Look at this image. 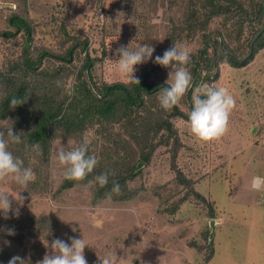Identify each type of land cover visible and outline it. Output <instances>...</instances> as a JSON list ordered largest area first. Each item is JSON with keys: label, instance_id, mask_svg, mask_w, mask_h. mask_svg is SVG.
Returning a JSON list of instances; mask_svg holds the SVG:
<instances>
[{"label": "rangeland", "instance_id": "1", "mask_svg": "<svg viewBox=\"0 0 264 264\" xmlns=\"http://www.w3.org/2000/svg\"><path fill=\"white\" fill-rule=\"evenodd\" d=\"M192 3L0 0V65L18 56L22 49V34L16 38L1 35L15 29L9 21L15 14L26 17L32 25L33 51L45 47L64 53L76 39L88 38L89 52L95 58L93 74L98 82H129L116 71L113 60L117 59L115 49L130 42V50L145 43L154 47L152 59L135 69L136 78L154 82L168 79L172 69L154 61L173 42L186 45L191 56L203 47L204 35L213 39L220 34L224 47L228 45L238 57L245 58L259 25L247 21L240 33L238 17L221 15L213 18L206 30L193 34L185 20ZM209 51L212 53L213 49ZM84 57L85 52L79 47L74 64L81 65ZM216 61L214 69H202L203 74L212 75L211 80L198 86H224L233 95L236 105L225 135L210 143L198 142L190 134L184 117L173 119L180 140L176 158L172 155V142L161 145L151 163L131 183L137 189L134 198H105L97 204L93 203V188L89 184L57 191L64 177V169L56 159L57 150L61 146L77 147L83 139L53 140L49 191L31 194L28 185L21 187L12 179L0 181V190L8 192L12 202L7 219L0 212V248L12 257H30L31 264H36L51 251L54 239L70 244L69 237H75L84 238L88 245V264H98V255L103 257L106 252L113 253L116 264H121L120 258L125 259L124 264H264V191L251 188L254 176H264V48L247 65L235 67L218 47ZM73 82L74 77L68 83ZM188 92L179 103L185 113L191 110ZM99 133L93 128L85 135L94 152L102 155L106 153V139ZM175 166L192 181L195 191L212 204L214 218L209 206L193 193L176 212L169 211L188 192L178 180ZM19 195L23 197L22 203L17 200ZM93 217L103 220L102 228L94 227ZM8 229H14L15 234L9 235ZM208 232L215 250L210 261L205 258ZM193 243L203 245L204 250H198Z\"/></svg>", "mask_w": 264, "mask_h": 264}, {"label": "trees", "instance_id": "2", "mask_svg": "<svg viewBox=\"0 0 264 264\" xmlns=\"http://www.w3.org/2000/svg\"><path fill=\"white\" fill-rule=\"evenodd\" d=\"M190 1L193 3L185 20L193 34L206 30L209 22L221 15L238 17L240 33L247 21L259 25L255 36L264 27V0ZM253 14L255 18L252 17ZM9 21L15 29L3 31L1 35L16 38L22 34L23 41L18 56L8 58L7 62L0 65V122L3 123L0 131L5 132V138L7 129L11 127L15 134H21L22 142L10 143L8 150L14 157L23 160L24 167H30L35 173V180L28 184L29 193L39 194L50 190L48 168L53 140L62 138L80 141L88 130L95 128L106 139V153L99 155L89 146V154H95L99 161L96 168L83 181L63 177L57 191H64L78 184H88L95 176L109 172L114 175H109V182L105 187L92 185L93 203L97 204L105 199L114 182L119 183L121 191L118 195L112 194L113 200L134 198L137 189L133 188L131 183L143 173V168L151 163L156 149L172 142L173 157L176 158L178 154L180 140L173 119L184 117L188 120V116L179 104L169 111L160 106L158 94L168 85L147 78H138L140 84L133 81L98 82L93 74L95 58L89 52L88 38L76 39L64 53L45 47L33 51V29L30 21L19 14L10 17ZM223 39L220 34L213 39L211 35H204L203 47L190 56V62L186 65L192 75L187 99L190 108L193 107V90L212 78L210 73L203 74L202 69L209 71L215 68L218 47L227 57V62L235 67L247 65L253 60L254 54L264 48L263 33L255 42L252 55L240 61L231 55L238 57L233 49L228 45L224 47ZM79 47L85 52V57L82 64L77 66L74 60ZM209 49H213L212 53ZM72 77L74 82L69 84ZM14 97L24 101L15 109L10 106ZM118 128L123 129V132ZM34 144H39V150L32 149ZM175 168L178 180L186 185L188 192L180 197L169 211L176 212L180 204L193 193L197 199L203 200L209 206L214 218L212 204L204 195L195 191L192 181L180 169L176 166ZM209 236V232L205 234L208 241L205 257L207 261L212 260L215 252L214 241ZM193 245L198 250L205 248L198 243ZM35 255L36 252L33 253L34 257ZM11 257L0 248V261L8 262Z\"/></svg>", "mask_w": 264, "mask_h": 264}, {"label": "clouds", "instance_id": "3", "mask_svg": "<svg viewBox=\"0 0 264 264\" xmlns=\"http://www.w3.org/2000/svg\"><path fill=\"white\" fill-rule=\"evenodd\" d=\"M130 45L131 42L128 45L121 44L116 48L117 59L113 61L116 65V71L121 77L140 84L139 79L135 76L136 66L151 60L155 49L150 44L145 43L135 50H130ZM189 62L190 49L181 42H173L162 56L155 57V64L172 69L165 81V85L168 86L163 87L158 94L160 106L165 111L177 106L192 84V75L186 67ZM192 102L193 107L187 113V127L196 141L210 143L226 134L230 115L236 105V101L227 87L206 84L198 86L193 90ZM23 103L22 99L14 97L10 101V106L15 109ZM21 142V134H15L12 127L7 129V138H5V132L0 131V181L12 179L21 187L26 188L30 182L35 180V173L30 167H24L23 160L14 157L12 152L8 150L10 143L19 144ZM89 145L90 140L85 135L79 146L74 148L61 146L57 150L56 159L59 166L64 169L65 179L83 181L96 168L99 161L95 154H89ZM39 148V144L32 145L34 151L39 150ZM110 174L114 175V173L109 172L99 174L88 184H98L103 188L108 184ZM251 188L255 191H264V176H254L251 180ZM120 191L119 183L114 182L111 192L106 194V199L111 200L112 194L118 195ZM17 200L21 202L23 197L19 195ZM11 211L12 202L9 199V193L0 190V212L7 219L8 213ZM16 215H19V209H16ZM92 219L94 227H103L102 219L99 217ZM75 230L74 228L73 231ZM7 231L9 235L15 234L14 229ZM69 240L70 244L60 238L54 239L50 244L51 251L46 253L42 260L36 261V264H88L85 258V248L88 247L85 239L69 237ZM45 247H49V244ZM98 257V264H116L112 252H106L103 257L99 255ZM124 260V258H120L121 264H124ZM8 264H31V259L30 257L26 259L14 255Z\"/></svg>", "mask_w": 264, "mask_h": 264}, {"label": "water", "instance_id": "4", "mask_svg": "<svg viewBox=\"0 0 264 264\" xmlns=\"http://www.w3.org/2000/svg\"><path fill=\"white\" fill-rule=\"evenodd\" d=\"M263 33H264V27L259 31V33H258V34L254 37V39L252 40L250 52H249V54H248L245 58H243V59H239L238 57L234 56L233 54H231V55H232L233 57H235L237 60H240V61H244V60L248 59V58L252 55V53H253V49H254L255 42L257 41V39H258ZM221 45H223L222 40H221ZM213 47H214V52L216 53V48H215V46H213ZM227 52H228V51H227ZM228 53H229V52H228Z\"/></svg>", "mask_w": 264, "mask_h": 264}]
</instances>
